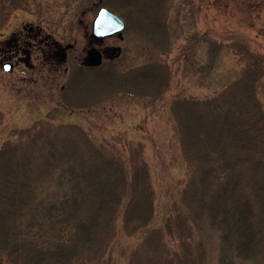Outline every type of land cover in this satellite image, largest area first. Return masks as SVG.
<instances>
[{
    "label": "trees",
    "instance_id": "obj_1",
    "mask_svg": "<svg viewBox=\"0 0 264 264\" xmlns=\"http://www.w3.org/2000/svg\"><path fill=\"white\" fill-rule=\"evenodd\" d=\"M167 1H127L128 26L133 23L154 45L169 37ZM247 53L244 70L223 88L172 101L185 166L180 196L169 208L178 215L175 226L159 224L165 207L160 215L155 211L142 148L121 151V158L107 154L75 123L51 130L38 124L14 144L4 141L0 264H107L118 247L120 224L121 235L141 237L136 245L122 243L128 264H207L204 247L213 238L218 264H264V99L258 95L264 59L254 50ZM101 67L76 71L75 91H86L87 81L103 82ZM152 69L140 70V77L124 73L126 83L138 88V79L158 74ZM112 78L107 72L108 82ZM24 135H30L31 150L22 145ZM44 175L66 188L47 192L39 183Z\"/></svg>",
    "mask_w": 264,
    "mask_h": 264
},
{
    "label": "rangeland",
    "instance_id": "obj_2",
    "mask_svg": "<svg viewBox=\"0 0 264 264\" xmlns=\"http://www.w3.org/2000/svg\"><path fill=\"white\" fill-rule=\"evenodd\" d=\"M94 1L0 0V39L26 23L40 25L43 34H51L50 40H59L62 45L78 38L76 51H66V60L58 70L45 67L36 72L40 70L36 67L30 73L20 64L6 71L0 64V148L6 140L14 144L22 132L34 133L38 124L51 130L69 123L81 125L107 154L121 158V151L127 154L142 148L155 211L160 215L165 207L159 224L166 228V222L173 221L175 226L178 215L169 208L180 196L185 166L174 128L172 101L179 95L203 97L223 88L244 70L247 49L264 59V0H171L170 36L159 43L154 45L138 34L133 23L126 27L123 39L92 42L104 48L120 47L122 53L114 59L105 54L106 60L97 70L103 82L87 81V90L81 93L71 85V77L78 70L85 71L84 49L90 44L86 23L91 18L87 10ZM127 1L105 3L131 18ZM140 67L153 68L158 74L148 75L147 82L142 81L146 77L138 79L139 87L131 88L124 73L140 77ZM107 72L113 73L111 82L106 79ZM258 95L264 99V81L258 84ZM29 137H22L27 150H31ZM39 183L50 193L67 186L58 185L55 177L46 175ZM117 231L118 247L107 264H128L121 247L136 245L141 237L128 232L121 235V224ZM214 240L204 247L207 264H218ZM87 264L105 262L92 259Z\"/></svg>",
    "mask_w": 264,
    "mask_h": 264
},
{
    "label": "flooded vegetation",
    "instance_id": "obj_3",
    "mask_svg": "<svg viewBox=\"0 0 264 264\" xmlns=\"http://www.w3.org/2000/svg\"><path fill=\"white\" fill-rule=\"evenodd\" d=\"M102 6L107 7L109 10L122 17L126 25L128 23V19L124 13L121 14L115 11L110 5L105 3V0H96L88 7L87 11L91 14V18L86 23V28L88 37L90 38V44H88V47L84 49V51L86 50L84 57L86 56L87 58L89 48L95 46L102 52L105 61V54H108L110 57H114L120 51V48L112 46L104 48L93 45L92 42H102L110 38L115 39L117 37H121V39H123L124 34L121 33V31L111 35H105L103 37H98L93 34L94 18ZM50 38H52V35L49 33L43 34L42 27L40 25L26 23L22 28L14 30L9 35L5 36V38L0 39V64H2L4 68L5 63H10V71H13L20 64L24 65L30 73L35 71L41 72L45 67L52 70H58L59 64L66 60L68 54L66 51H76L78 38L75 37L74 42L67 43L66 45H62L59 40L51 41ZM36 67L40 70L34 71ZM87 68L89 70H95L99 67L87 65ZM69 69V67H65V70Z\"/></svg>",
    "mask_w": 264,
    "mask_h": 264
},
{
    "label": "water",
    "instance_id": "obj_4",
    "mask_svg": "<svg viewBox=\"0 0 264 264\" xmlns=\"http://www.w3.org/2000/svg\"><path fill=\"white\" fill-rule=\"evenodd\" d=\"M125 27L122 17L111 12L107 7H102L93 23V34L98 37L111 35L116 31H121ZM103 61L102 52L95 46L89 48L87 53V63L90 65H99ZM6 68L10 67V63L5 64Z\"/></svg>",
    "mask_w": 264,
    "mask_h": 264
}]
</instances>
